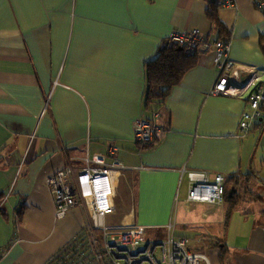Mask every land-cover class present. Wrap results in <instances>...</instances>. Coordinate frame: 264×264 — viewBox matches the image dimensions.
Returning <instances> with one entry per match:
<instances>
[{
	"label": "crops",
	"instance_id": "obj_1",
	"mask_svg": "<svg viewBox=\"0 0 264 264\" xmlns=\"http://www.w3.org/2000/svg\"><path fill=\"white\" fill-rule=\"evenodd\" d=\"M257 1L218 6L211 20L207 0H0V264L85 256L87 207L75 205L56 220L45 179L110 146L123 166L112 183L111 216H123L124 226L164 240L171 224L210 264H264V125L241 136L247 101L210 95L214 53L194 54L163 99L151 148L141 150L133 131L148 113L146 64L171 34L197 29L208 41L222 37L245 67L241 76L255 68L264 79ZM183 169L218 172L229 188L234 180L236 209L227 215L226 201L188 202ZM243 181L253 185L242 197ZM238 208L242 227L233 216Z\"/></svg>",
	"mask_w": 264,
	"mask_h": 264
},
{
	"label": "built area",
	"instance_id": "obj_2",
	"mask_svg": "<svg viewBox=\"0 0 264 264\" xmlns=\"http://www.w3.org/2000/svg\"><path fill=\"white\" fill-rule=\"evenodd\" d=\"M217 2L220 7L235 5L234 0ZM256 5L264 11L263 2L258 0ZM168 40L189 53H214L217 77L210 95L245 99L249 111L241 116L239 133L241 136L248 133L252 124L261 119L259 107L264 103V79L259 77L257 69L247 68L249 72L245 74L252 75V78L245 81L247 76H241L242 72L239 71L245 67L229 58L228 41H208L197 29L171 34ZM160 130L158 114L151 117L144 113L133 123L134 140L141 146L151 143ZM116 152V147L110 146L104 155L85 154L79 167L75 168L71 162H67L45 179L53 197L56 220L64 219L71 208L80 203L88 210V251L85 256L84 252H73L77 257L71 264H210L206 255L188 248L187 238L173 235L171 224L167 227L168 236L164 240L145 241L146 230L143 226H111L106 223L107 217L115 212L112 183L118 171L123 169L115 158ZM106 157L112 160L109 165L105 163ZM183 175L188 179V202L216 206L224 202L225 183L220 173L183 169L180 179ZM94 230L98 231L95 239ZM90 236L93 240H90ZM71 256L67 260L60 258L53 264H68Z\"/></svg>",
	"mask_w": 264,
	"mask_h": 264
},
{
	"label": "trees",
	"instance_id": "obj_3",
	"mask_svg": "<svg viewBox=\"0 0 264 264\" xmlns=\"http://www.w3.org/2000/svg\"><path fill=\"white\" fill-rule=\"evenodd\" d=\"M218 0H207V16L211 20H215V9L218 8ZM264 3V0H260ZM219 26V24H218ZM225 41L224 38H218ZM227 41V40H226ZM260 45L264 52V35L260 38ZM194 54L189 53L184 48L179 47L177 44L170 42L167 39V47L160 49L156 57L146 64V90L144 94V108L149 116L159 114L158 110L161 108L163 99L168 94L169 90L180 81L184 72L193 66ZM260 108V120H257V126L263 127L264 125V103ZM256 123V122H255ZM161 126V125H160ZM261 130V129H260ZM137 144V143H136ZM154 140L143 146L137 144L141 150L151 148ZM234 179V178H232ZM231 187L225 184L224 201L228 202L227 215L234 211L237 207L235 201L237 195L229 196L232 187H236L237 183L234 180L230 182ZM1 201V200H0ZM225 247L221 252L225 254ZM77 254H73L68 264L73 262Z\"/></svg>",
	"mask_w": 264,
	"mask_h": 264
},
{
	"label": "rangeland",
	"instance_id": "obj_4",
	"mask_svg": "<svg viewBox=\"0 0 264 264\" xmlns=\"http://www.w3.org/2000/svg\"><path fill=\"white\" fill-rule=\"evenodd\" d=\"M229 58H230V56H229ZM231 59V58H230ZM232 60V59H231ZM233 61V60H232ZM234 62V61H233ZM239 66H242V64H239ZM106 154V153H105ZM107 158H109V157H106L105 158V163L107 164V165H109L110 163H111V161L109 162V160L107 159ZM111 159V158H110ZM225 181H226V179L224 178V183H225ZM119 182V179L117 180V183ZM118 185V184H117ZM238 185V184H237ZM236 185V186H237ZM252 185H253V182L251 183V182H247V181H243L242 183H241V185L239 186V188H238V193H239V195H241L242 197L244 196V195H246V193H250V189H251V187H252ZM231 189H234L235 190V193L233 194V195H235L236 194V190H237V187H232ZM225 193V192H224ZM115 195H117L116 193H115ZM130 199H131V195L129 194V201H130ZM120 202V201H119ZM129 203V202H128ZM121 205H119V204H117L116 206H117V213L118 214H121L122 213V210L124 209L123 208V206L124 205H122L123 203H120ZM127 208H129L128 206H126L125 207V209H127ZM239 208H241V207H239ZM237 209L236 211H235V213H234V217H236L237 216V219H236V224H237V226H239V227H242V225H241V218H240V216L239 215H235V214H237V212H240L239 210L240 209ZM246 207H242V209L241 210H244ZM233 217V218H234ZM106 223L108 224V225H111V226H124V217L123 216H121V217H119V216H117V215H113V216H108L107 217V219H106ZM232 228V227H231ZM95 231V235H94V239H95V237H96V235H98V231L97 230H94ZM89 232V231H88ZM228 236V235H227ZM93 237H91L90 236V240H93L92 239ZM161 239H163V237L162 236H160V234H156V233H150V232H147L146 233V238H145V241H152V240H161ZM190 240H191V242H194L195 240L194 239H191L190 238ZM98 242V241H97ZM98 244H100V242H98ZM189 245H190V241H189ZM197 247H199V245L197 244Z\"/></svg>",
	"mask_w": 264,
	"mask_h": 264
},
{
	"label": "water",
	"instance_id": "obj_5",
	"mask_svg": "<svg viewBox=\"0 0 264 264\" xmlns=\"http://www.w3.org/2000/svg\"><path fill=\"white\" fill-rule=\"evenodd\" d=\"M252 78V75H247V78L245 79V81H247L248 79H251ZM260 120V119H259ZM233 193H235V190L234 189H231L230 190V193H229V196L231 197L233 195Z\"/></svg>",
	"mask_w": 264,
	"mask_h": 264
}]
</instances>
